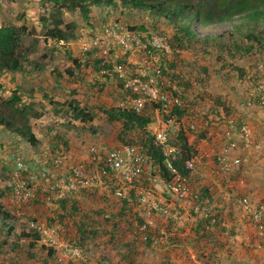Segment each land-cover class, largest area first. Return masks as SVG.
<instances>
[{
	"label": "rangeland",
	"instance_id": "374dc122",
	"mask_svg": "<svg viewBox=\"0 0 264 264\" xmlns=\"http://www.w3.org/2000/svg\"><path fill=\"white\" fill-rule=\"evenodd\" d=\"M23 5L15 0H0V25L15 15L18 18ZM173 5L171 1L164 4L169 8ZM48 10L33 4L26 12L30 35L22 42L30 52L21 64L25 76L15 73L10 79L7 73L0 77V102L14 92L16 85L20 103L36 115L29 116L26 125L37 142L31 146L0 126V264H42L43 260L45 264H264V232L252 227L237 202L244 197L252 204L264 206V44L255 45L244 36L246 29L239 26V17L206 27L191 23L200 41L194 39L183 51H173L169 46L170 53L163 58L171 67L166 65L161 88L180 98L184 115L165 120L148 104L140 111L154 124L158 119L166 126L171 144H178V131L186 139L193 152L186 164L190 167L187 179L191 193L197 196L196 202L170 196L156 168L147 165L133 187L106 178L79 190L60 205L46 199L47 183L40 176L43 167L61 177L49 166L50 157L59 156L67 165L85 164L90 148L108 149L120 144L137 148V139L142 136L138 130L123 132L121 124L107 116L115 113L122 93L117 84L101 78L96 64L83 54L82 48L88 42L85 27L117 21L136 31L141 26L144 32L163 35L169 41L176 27L187 21L113 3L109 8L92 7L86 20L77 11L62 12L63 24H73L69 29L73 39L56 44L45 39L47 25L38 21L41 15L45 18ZM257 24L253 33L258 32L261 21ZM204 36L208 38L202 41ZM233 42L240 49L232 55L216 48L231 46ZM65 52L77 64L73 66ZM126 59L134 61L138 56L125 54L123 60ZM230 65L241 67L244 76L237 77ZM35 74L39 77H33ZM126 97L123 92V99ZM215 98L226 107V114L213 105ZM74 107L86 112L91 121L74 120ZM12 121L21 125L17 119ZM188 123L194 124L193 131L187 129ZM241 126L248 130L250 140L260 145L259 152L241 149L237 139ZM151 127H144L148 137ZM225 133L233 145L229 154L241 160L240 167L230 175L216 173L215 158L225 147ZM54 136L67 143L66 150ZM15 158L22 163L17 183H23L32 195L21 203L15 201L11 181ZM120 188L123 191L118 197L115 193ZM213 215L219 220L214 227L203 231L197 227L199 221ZM31 223L57 232L58 242L73 252L49 245L40 235L35 246L29 247V239L19 235L31 232ZM77 223L86 230L82 239ZM48 248L53 252L50 259L45 256ZM114 257L118 260L114 261Z\"/></svg>",
	"mask_w": 264,
	"mask_h": 264
},
{
	"label": "built area",
	"instance_id": "2783aa9c",
	"mask_svg": "<svg viewBox=\"0 0 264 264\" xmlns=\"http://www.w3.org/2000/svg\"><path fill=\"white\" fill-rule=\"evenodd\" d=\"M85 35L88 36L87 46L82 48L87 57L96 62L97 74L104 80L113 82L119 86L122 98L117 104L120 110H132L140 113L144 104L155 105L158 114L167 115L173 109L181 107V100L174 94L162 91L159 86L161 80L160 56H167L170 53L167 38L163 35L128 30L123 24L117 21L100 23L97 27L88 25L85 27ZM86 36V37H87ZM134 54L137 60H123V55ZM123 92L127 97L123 99ZM151 120L150 129L152 143L160 151L164 163L170 169L169 161L178 153L177 147L170 143V135L166 126L158 119ZM228 123H231L230 121ZM189 131H193V123L186 125ZM227 141L225 147L216 156V173L233 174L241 164V160L229 154L232 144L228 142L229 135L224 134ZM237 139L242 150H254L259 152L260 145L250 140L249 132L245 126L237 129ZM63 158L52 156L49 158V166L52 170L60 172L61 177L57 178L50 169L42 167L40 175L47 183V200L61 201L69 199L81 189L92 187L100 183V180L109 178L116 180L122 186L130 187L138 182L145 171L148 163L146 158L136 147L129 144H120L111 148H90L89 157L85 164H65ZM11 181L14 185L13 193L18 203L30 200L32 195L23 183H17L18 173L22 168L19 158L13 159ZM172 172V171H171ZM47 178L50 181H47ZM164 188L170 196L183 202H196L197 196L190 191L188 180L172 173L164 183ZM121 191L115 195L120 197ZM243 208L252 227L258 232H264V206L252 204L246 198L237 200ZM195 210V208H194ZM28 230L35 231L43 236L49 245H56L65 252H73L70 247L57 240V232L46 231L43 226L30 224Z\"/></svg>",
	"mask_w": 264,
	"mask_h": 264
},
{
	"label": "trees",
	"instance_id": "16d2710c",
	"mask_svg": "<svg viewBox=\"0 0 264 264\" xmlns=\"http://www.w3.org/2000/svg\"><path fill=\"white\" fill-rule=\"evenodd\" d=\"M21 2L24 5L21 7V11L18 14V18L13 16V19L8 23L0 25V77L5 74H10V79L13 78L15 73L25 74V71L21 69V64L26 57L30 49L24 48L23 38L30 35V30H28L25 22L29 21L26 12L29 11L31 5L38 6L40 8L49 9L47 15L39 16L38 21L41 24L47 25L44 32L45 39L58 44L59 42H67L73 39L71 29L73 24L66 23L63 24L61 19V13H68L77 11L80 18L86 20L90 9L92 7L99 8L101 6L113 7V3H119L123 7H127L133 10H148L149 12H156L164 14L167 18H171L175 21L186 19V24H180L176 27V30L170 40L168 41L169 46L174 51L175 48L179 50H186L191 46V42L200 41L197 35L192 31L190 25L191 23H196L201 27H206L212 23H221L230 21L233 17H239V26H245L246 33L245 37L254 42L255 45L264 44V11L261 7L264 6V0H198L195 5H190L186 2H181L180 0H15ZM173 2V7L169 8L164 6L165 2ZM188 14V15H187ZM261 21V26L257 33H253L257 29L258 21ZM21 22V23H19ZM29 23V22H28ZM70 29V30H69ZM128 30H135L134 28H127ZM138 29L141 32L145 30L140 26ZM70 31L69 32H67ZM208 37L204 36L203 40ZM216 48L220 53H225L227 55H232L237 53L240 49L234 42L231 46L227 45H217ZM248 49V48H246ZM87 56L86 53H83ZM67 58H70V53L65 52ZM164 56H160V64L164 67L161 69V80H159V86H162V79L166 75V69L171 67L170 63H166L163 60ZM71 64L74 66L77 64L76 59H71ZM97 64L96 62H94ZM93 63V64H94ZM167 65V68H166ZM95 67V66H94ZM230 70L234 71L237 77L244 76V71L241 67L230 65ZM96 68V67H95ZM97 72V70H96ZM162 89V88H161ZM18 88L16 86L14 92L10 96L0 102V126L5 129L10 130L14 134L20 136L22 139L27 141L31 146H34L37 142L34 136L30 133L28 126L26 125L29 116H36L31 113L30 107L24 106L20 103L19 96L17 94ZM164 91V89H162ZM166 92V91H164ZM173 94V92H169ZM52 103L51 100H49ZM181 107L178 109H173L169 114L164 115L165 120H170L172 118L179 119L184 115L185 109L184 104L181 101ZM69 105V103H68ZM213 105L220 107L222 111L227 113L226 107L219 102L218 98L213 100ZM155 109V105H152ZM74 112L73 119L79 121H91V117L82 109L72 108ZM224 115V114H223ZM107 116L120 123L123 132H130L131 130L141 131L142 136L137 139V150L142 153L146 158L148 166L153 169L156 168L158 177L163 182V184L170 178L172 173L177 174L183 178L187 179L189 168L186 164L190 161L192 156V150L186 143V139L182 137L180 131L177 132V143L174 145L177 147L178 153L173 159L169 161L170 169H168L164 163V158L162 157L160 151L153 145L151 137H148L144 131V127L151 123L150 118L141 116L140 113H135L132 110H120L116 109L114 114H107ZM225 122L228 120L226 116ZM17 119L21 122L20 126L15 125L12 121ZM232 123V120H231ZM232 126V124H231ZM64 147L67 149V143L54 136ZM172 171V172H171ZM188 180V179H187ZM139 182V181H138ZM138 182L133 183L131 186L136 185ZM206 190H203V196H206ZM66 200V199H65ZM65 200L58 201L61 205ZM216 216H209L202 221H199L198 226L202 231L207 230L210 227H214L219 220L216 221ZM212 221V222H211ZM77 232L79 234V239H82L86 230L81 229L82 225L77 223ZM9 231L12 229L9 227ZM79 230V231H78ZM31 232L21 233L20 238L29 239L28 246H35L36 242L39 241L38 233L29 230ZM91 236V231L88 232ZM39 249H44L40 246ZM52 250L46 249V258L52 257ZM28 258L32 257V254H27ZM45 264V260L41 262Z\"/></svg>",
	"mask_w": 264,
	"mask_h": 264
},
{
	"label": "crops",
	"instance_id": "0c3cea01",
	"mask_svg": "<svg viewBox=\"0 0 264 264\" xmlns=\"http://www.w3.org/2000/svg\"><path fill=\"white\" fill-rule=\"evenodd\" d=\"M38 73V72H37ZM25 76V74L23 75V77ZM33 77H35V78H38L39 77V75L38 74H35ZM16 87V85H14V88ZM188 168L190 169V167L188 166ZM191 174V173H190ZM196 178V177H195ZM114 259V261H117L118 259L116 258V257H114L113 258ZM119 259H120V256H119Z\"/></svg>",
	"mask_w": 264,
	"mask_h": 264
}]
</instances>
